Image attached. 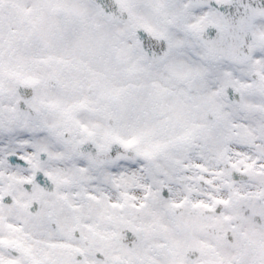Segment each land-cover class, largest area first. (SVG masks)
<instances>
[{"label": "snow or ice", "instance_id": "6c2138e0", "mask_svg": "<svg viewBox=\"0 0 264 264\" xmlns=\"http://www.w3.org/2000/svg\"><path fill=\"white\" fill-rule=\"evenodd\" d=\"M0 264H264V0H0Z\"/></svg>", "mask_w": 264, "mask_h": 264}]
</instances>
